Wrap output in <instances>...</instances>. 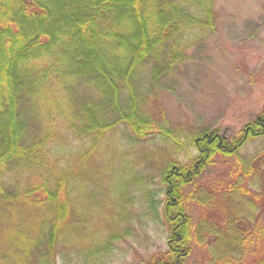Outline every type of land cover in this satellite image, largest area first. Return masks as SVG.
Returning a JSON list of instances; mask_svg holds the SVG:
<instances>
[{
  "label": "trees",
  "instance_id": "obj_1",
  "mask_svg": "<svg viewBox=\"0 0 264 264\" xmlns=\"http://www.w3.org/2000/svg\"><path fill=\"white\" fill-rule=\"evenodd\" d=\"M218 1L0 0V264L102 261L123 234L88 242L75 197L112 145L142 146L151 132L190 162L162 173L166 201L153 204L167 250L148 264H185L199 249L207 264H264V110L228 137L176 134L149 107L215 34ZM217 157L235 162L234 181L214 195L216 217L195 221L187 202L209 196L185 190Z\"/></svg>",
  "mask_w": 264,
  "mask_h": 264
},
{
  "label": "rangeland",
  "instance_id": "obj_2",
  "mask_svg": "<svg viewBox=\"0 0 264 264\" xmlns=\"http://www.w3.org/2000/svg\"><path fill=\"white\" fill-rule=\"evenodd\" d=\"M216 12L215 34L191 51L176 79L167 82L149 105L167 116L176 134L209 129L232 137L264 110V0H219ZM157 137L158 132H151L148 141L153 143L142 146L112 145L110 160L97 164L85 192L75 197V209L92 220L82 225L88 230V242L89 232L99 233L102 241L108 232L123 234L97 264H148L153 256L167 250L169 227H164V206L159 208L153 201H166L164 169L170 163L188 164L190 160ZM259 144L248 145L241 155L253 156ZM236 171L232 159L217 157L196 184L185 190L192 193L198 188L196 199L201 192L209 196L206 205L187 202L195 221L206 214L216 217L214 195L233 183ZM144 176L139 182L133 179ZM207 259V252L199 249L185 264H207ZM83 263L76 257L71 262L58 261Z\"/></svg>",
  "mask_w": 264,
  "mask_h": 264
}]
</instances>
